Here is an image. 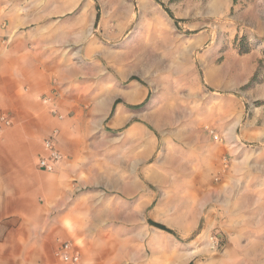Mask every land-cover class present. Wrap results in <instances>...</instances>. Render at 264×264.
<instances>
[{
    "label": "crops",
    "instance_id": "obj_1",
    "mask_svg": "<svg viewBox=\"0 0 264 264\" xmlns=\"http://www.w3.org/2000/svg\"><path fill=\"white\" fill-rule=\"evenodd\" d=\"M82 2L0 0V22L8 24L0 30V117L13 122L0 121V264H64L53 255L62 242L75 246L79 264L177 262L174 242H163L168 233L151 224H164L165 205L148 184L179 185L178 224L168 229L218 227L231 264H264L259 165L246 170L238 144L212 142L211 99L195 84L188 90L179 80L177 97L152 104L153 89L138 73H110L103 61L111 54L85 44L82 20L67 18ZM256 29L264 34L262 17ZM53 92L62 119L41 101ZM55 130L63 160L48 173L38 161ZM222 156H235L227 170ZM194 254L184 255L187 264Z\"/></svg>",
    "mask_w": 264,
    "mask_h": 264
},
{
    "label": "rangeland",
    "instance_id": "obj_2",
    "mask_svg": "<svg viewBox=\"0 0 264 264\" xmlns=\"http://www.w3.org/2000/svg\"><path fill=\"white\" fill-rule=\"evenodd\" d=\"M76 16L83 22L85 44L92 40L111 54L103 61L110 73L117 79L125 70L138 73L135 77L153 89L152 104L177 97L179 80L188 82V90L198 86V96L211 99L205 125L212 142L238 144L236 158L245 169L257 163L264 172V34L256 29L260 17L264 23V0H83L67 18ZM240 72L243 81L237 83ZM202 110L203 103L197 104V112ZM152 125L149 132L161 142L162 134ZM236 126L238 139L232 143ZM235 156H222L224 169ZM148 187L164 198L163 225L178 224L179 185ZM168 234L163 242H174L179 259L164 264H187L184 255L191 251L192 264H231L227 238L218 227Z\"/></svg>",
    "mask_w": 264,
    "mask_h": 264
},
{
    "label": "built area",
    "instance_id": "obj_3",
    "mask_svg": "<svg viewBox=\"0 0 264 264\" xmlns=\"http://www.w3.org/2000/svg\"><path fill=\"white\" fill-rule=\"evenodd\" d=\"M8 24L6 22H0V30L5 31ZM56 93L53 92L49 96L42 97L41 101L45 105L52 107L51 112L55 116L62 119L59 115L58 110L55 108ZM0 121L5 126H11L12 121L6 117L1 116ZM58 135V131L55 130L53 133L44 140L43 147L45 150V156L41 157L38 161V168L44 172L53 173L57 165L63 160L61 153L57 150L55 140ZM217 138V137H216ZM54 257L64 264H79L81 261L80 254L76 250L75 246L69 242H62L58 248L54 251Z\"/></svg>",
    "mask_w": 264,
    "mask_h": 264
},
{
    "label": "trees",
    "instance_id": "obj_4",
    "mask_svg": "<svg viewBox=\"0 0 264 264\" xmlns=\"http://www.w3.org/2000/svg\"><path fill=\"white\" fill-rule=\"evenodd\" d=\"M233 2L236 3L237 0H233ZM98 20H99V16H97V18H96V23L98 22ZM176 22L178 23V21H176ZM247 52H248V51H246V52H242V53H247ZM134 79H135V78H133V80H134ZM140 107H144V105H141V106H139V107H130V109L135 110V109H138V108H140ZM115 108H116V104H115V106H114V108H113V111H112V114H111V115L114 114ZM151 224H153V225H154L155 227H157L158 229H160V230H162V231H164V232H167V233H169V234L175 236V232L172 231V230H170V229H168V228L165 227L164 225L156 224V223H152V222H151ZM191 264H192V263H191Z\"/></svg>",
    "mask_w": 264,
    "mask_h": 264
},
{
    "label": "bare ground",
    "instance_id": "obj_5",
    "mask_svg": "<svg viewBox=\"0 0 264 264\" xmlns=\"http://www.w3.org/2000/svg\"><path fill=\"white\" fill-rule=\"evenodd\" d=\"M165 115V114H164ZM63 157V156H62ZM188 254V253H187ZM192 255V254H191ZM190 256V255H189Z\"/></svg>",
    "mask_w": 264,
    "mask_h": 264
}]
</instances>
